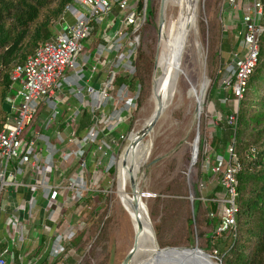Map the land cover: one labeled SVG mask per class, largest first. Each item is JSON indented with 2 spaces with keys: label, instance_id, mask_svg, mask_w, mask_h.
Wrapping results in <instances>:
<instances>
[{
  "label": "built area",
  "instance_id": "obj_1",
  "mask_svg": "<svg viewBox=\"0 0 264 264\" xmlns=\"http://www.w3.org/2000/svg\"><path fill=\"white\" fill-rule=\"evenodd\" d=\"M250 1L243 18L245 56L235 59L234 84L227 82L237 98L256 66L264 30V5ZM229 2L237 7L235 0ZM147 21L146 0H74L55 35L12 72L15 95L6 101L8 118L0 132V264L24 248L37 220L49 237L48 257L65 251L74 229L61 230L60 222L73 205L100 193L94 183L105 155L128 142L131 130L118 129L134 121L141 86L132 91L116 79L137 73ZM91 38H97L92 51L81 56ZM218 162L212 170L221 173L228 197L221 208L222 232L235 227L239 213L234 201L238 167L230 160L223 167Z\"/></svg>",
  "mask_w": 264,
  "mask_h": 264
},
{
  "label": "rangeland",
  "instance_id": "obj_2",
  "mask_svg": "<svg viewBox=\"0 0 264 264\" xmlns=\"http://www.w3.org/2000/svg\"><path fill=\"white\" fill-rule=\"evenodd\" d=\"M161 5L162 0H146L150 21L148 20L143 31L141 51L146 58L152 60L153 68L151 76L142 75V99L134 118L138 131L151 117L155 107L153 89L160 75L157 64L161 65L164 57L162 54L158 55ZM235 5L236 8L230 6L229 0H200L195 32V37H198L195 40L202 47V63L197 59L194 40L190 37L182 62V69L187 75L179 78L172 106L158 122L152 137L142 139L135 151L134 171L139 173L143 169L138 175L140 188L148 195L143 198V202L162 247L197 246L212 255L206 248L208 235L220 232V227L211 214L216 215L213 207L218 209V205L223 206V201H227L228 197L221 185V173L216 174L212 170L216 161L209 145L217 130L229 117V111L237 109L240 100L235 96L228 97L227 92L232 85L227 82L232 81L235 59H243L245 56L243 18L251 1L235 0ZM177 14L178 10L173 7L167 11L170 34L174 31ZM66 18L71 20L69 16ZM95 40L97 38H91L83 43L84 51L81 56L92 51ZM224 42H230L232 52L221 48ZM142 66L141 62V70L138 72L143 74ZM202 72L206 75V85L201 102L202 110L198 115L199 104L194 88L199 85ZM213 88L215 94L210 98ZM118 131L127 132L129 126L122 125ZM197 135L200 138L199 151L200 142L203 141V158L199 166V151L196 163L191 165L192 158H195L192 153L197 146ZM126 145L121 151H110L111 154L105 155L104 168L98 169L99 175L94 183V189L100 193L89 194L84 202L73 205L66 213V220L60 222L61 230L66 225L73 227L71 240L83 233L81 243L68 252L65 247L60 256H55L52 251L49 253V264L58 261L62 255L63 260L57 264H122L124 261L134 241L132 221L123 209L117 192L119 159ZM151 146V153L145 162ZM219 159L223 167L228 162V155ZM111 164L115 168V174L110 176L106 170ZM195 203L198 204L197 212H194ZM39 224V220L34 222L31 227L34 232L28 236V242L20 250L24 264L25 260L30 261L34 256L41 237L47 236ZM48 244L49 240L45 243L44 250ZM34 263L39 262L34 260Z\"/></svg>",
  "mask_w": 264,
  "mask_h": 264
},
{
  "label": "trees",
  "instance_id": "obj_3",
  "mask_svg": "<svg viewBox=\"0 0 264 264\" xmlns=\"http://www.w3.org/2000/svg\"><path fill=\"white\" fill-rule=\"evenodd\" d=\"M261 1L264 5V0ZM73 2L74 0H0V132L8 118L6 101L15 95L12 72L23 66L40 45L55 35L67 7ZM148 20L150 21L149 14ZM262 26L264 29V17ZM175 27L176 24L174 30ZM221 48L232 52L230 42H224ZM141 62L143 74L138 72L141 70ZM136 66L137 73L134 76L120 75L116 83H126L132 91L140 85L143 92L142 75L151 76L153 62L140 51L136 56ZM234 82L233 79L231 84ZM214 94L213 88L210 98ZM227 95L234 97L232 89H229ZM141 99L142 95L138 101L139 107ZM133 123L134 121L130 123L129 131ZM209 146L216 164H219V157L228 155V161L238 167L234 201L239 213L233 229L208 235L206 248L212 255L217 251L216 257L222 264H264V30L259 38L256 66L248 78L238 107L229 111V117L217 130ZM229 151H232L231 159ZM202 158L203 141L200 142L197 166ZM108 174L114 175L115 168L111 167ZM221 208L220 205L218 209L213 207L216 211V215L213 213L214 218L219 227ZM197 211L198 204L195 203L194 212ZM82 238L83 233L69 241L66 252L79 245ZM48 240V236L41 237L38 248L31 257L39 262L34 264H49L48 252L43 249ZM12 254L13 259H9L11 264H21L20 252L13 250ZM63 257L64 255L58 261L63 260Z\"/></svg>",
  "mask_w": 264,
  "mask_h": 264
},
{
  "label": "bare ground",
  "instance_id": "obj_4",
  "mask_svg": "<svg viewBox=\"0 0 264 264\" xmlns=\"http://www.w3.org/2000/svg\"><path fill=\"white\" fill-rule=\"evenodd\" d=\"M199 3L200 0H162L159 23L160 37L158 55L162 54L164 57L163 63L161 65L157 64L160 75L156 79L153 89V100L155 103L154 112L145 122L141 130L138 145L145 137H152L158 122L172 106V101H174L173 99L177 92L179 78L183 75H187L182 69V62L190 37L194 40L197 59L202 63V47L200 42L195 40V38L198 37H195V32L197 20L199 19ZM171 7L178 10L175 21L176 27L172 34L168 31L167 23V11ZM201 76L199 85L194 88V91H197L196 100L200 105L206 85V75L202 72ZM136 148L130 152L128 158L123 154L121 159H119L117 192L123 209H125L132 221L134 237L136 234L135 254L128 264H151V251L155 245V236L153 225L149 218L148 209L143 202V198H141V194L144 192L140 188L141 182L138 179V175L143 169H141L139 173L134 171ZM151 150L152 146L148 152L149 154H147L148 156L146 157L145 162L148 160ZM144 194L146 195V193Z\"/></svg>",
  "mask_w": 264,
  "mask_h": 264
},
{
  "label": "water",
  "instance_id": "obj_5",
  "mask_svg": "<svg viewBox=\"0 0 264 264\" xmlns=\"http://www.w3.org/2000/svg\"><path fill=\"white\" fill-rule=\"evenodd\" d=\"M162 9V5H161ZM202 110V105H198L197 113L200 115V112ZM135 123L137 124V121L135 120ZM134 123L129 136H128V142L124 150V156L128 158L130 152L135 149L138 145L139 137L141 130H136V124ZM199 135H197L196 138V144L197 146L193 149V154H195V158L193 157L191 160V165H194L196 163V156L199 151ZM148 195L142 193L141 198H146ZM154 230V227H153ZM154 236H155V245L152 249V259L151 264H222L221 261L217 259V257L210 255L203 250H201L197 246L193 247H182V246H168V247H162L160 246L157 235L154 230ZM136 250V234L134 237L133 245L129 252L127 253L124 261L122 264H128L132 258L134 257Z\"/></svg>",
  "mask_w": 264,
  "mask_h": 264
},
{
  "label": "crops",
  "instance_id": "obj_6",
  "mask_svg": "<svg viewBox=\"0 0 264 264\" xmlns=\"http://www.w3.org/2000/svg\"><path fill=\"white\" fill-rule=\"evenodd\" d=\"M69 23H71V20H69ZM7 264H11V261H9V258L7 259Z\"/></svg>",
  "mask_w": 264,
  "mask_h": 264
}]
</instances>
